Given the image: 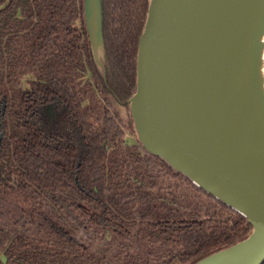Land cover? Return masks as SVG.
<instances>
[{
	"label": "trees",
	"instance_id": "trees-1",
	"mask_svg": "<svg viewBox=\"0 0 264 264\" xmlns=\"http://www.w3.org/2000/svg\"><path fill=\"white\" fill-rule=\"evenodd\" d=\"M149 1L102 0V72L83 0H0V264H195L252 231L125 138Z\"/></svg>",
	"mask_w": 264,
	"mask_h": 264
},
{
	"label": "water",
	"instance_id": "water-1",
	"mask_svg": "<svg viewBox=\"0 0 264 264\" xmlns=\"http://www.w3.org/2000/svg\"><path fill=\"white\" fill-rule=\"evenodd\" d=\"M249 1L150 0L139 38L136 92L129 100L138 141L252 225L245 239L195 264L264 262V149L259 147L262 155L251 145L245 119L227 98L251 63L236 49L238 21ZM83 2L103 72L102 0Z\"/></svg>",
	"mask_w": 264,
	"mask_h": 264
},
{
	"label": "bare ground",
	"instance_id": "bare-ground-1",
	"mask_svg": "<svg viewBox=\"0 0 264 264\" xmlns=\"http://www.w3.org/2000/svg\"><path fill=\"white\" fill-rule=\"evenodd\" d=\"M241 13L236 49L251 63L243 66L245 71L240 80L238 75L232 82L227 98L230 103L233 101L235 113L245 119L244 133L248 134L251 145L263 155L259 147L264 149V0H250L248 8Z\"/></svg>",
	"mask_w": 264,
	"mask_h": 264
},
{
	"label": "rangeland",
	"instance_id": "rangeland-1",
	"mask_svg": "<svg viewBox=\"0 0 264 264\" xmlns=\"http://www.w3.org/2000/svg\"><path fill=\"white\" fill-rule=\"evenodd\" d=\"M78 25H80V22L78 21ZM95 49H96V57L97 59L100 61L102 59V43H101V34H100V26H99V32H98V39L97 42L95 43ZM27 77V76H25ZM24 77V78H25ZM23 78V86L27 87V79ZM114 104H115V108L121 113L122 118H123V122L126 126L125 128V138L129 143H137L138 142V136H137V132L135 130V128L133 127L132 123H130V114L129 111L122 107L121 105H119L115 100ZM1 258L4 260V256L1 254Z\"/></svg>",
	"mask_w": 264,
	"mask_h": 264
},
{
	"label": "clouds",
	"instance_id": "clouds-1",
	"mask_svg": "<svg viewBox=\"0 0 264 264\" xmlns=\"http://www.w3.org/2000/svg\"><path fill=\"white\" fill-rule=\"evenodd\" d=\"M28 77H25L24 79H27ZM22 83H23V80H22Z\"/></svg>",
	"mask_w": 264,
	"mask_h": 264
}]
</instances>
